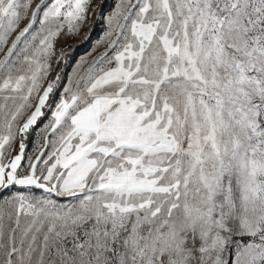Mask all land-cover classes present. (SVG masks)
I'll return each instance as SVG.
<instances>
[{
    "label": "snow or ice",
    "instance_id": "1",
    "mask_svg": "<svg viewBox=\"0 0 264 264\" xmlns=\"http://www.w3.org/2000/svg\"><path fill=\"white\" fill-rule=\"evenodd\" d=\"M0 264H264V0H0Z\"/></svg>",
    "mask_w": 264,
    "mask_h": 264
},
{
    "label": "trees",
    "instance_id": "2",
    "mask_svg": "<svg viewBox=\"0 0 264 264\" xmlns=\"http://www.w3.org/2000/svg\"><path fill=\"white\" fill-rule=\"evenodd\" d=\"M108 5L111 6V1L110 0H108ZM110 10H111V7L107 8L106 9V13H107V11H110ZM102 26L103 25L100 24L99 22L96 23L94 26H91V28L88 29V31L89 30L91 31V35L88 37V39L82 38L80 41L72 43L71 44V48L67 49L68 64L63 69L65 80H66L68 74L71 72V68L73 67L76 59L79 56L84 55L88 51H90V49L92 47L91 45L93 43H96V42L100 41V39L104 35V31L101 28ZM84 36H85V34H84ZM66 200L67 199H65V200L61 199V201H66Z\"/></svg>",
    "mask_w": 264,
    "mask_h": 264
},
{
    "label": "rangeland",
    "instance_id": "3",
    "mask_svg": "<svg viewBox=\"0 0 264 264\" xmlns=\"http://www.w3.org/2000/svg\"><path fill=\"white\" fill-rule=\"evenodd\" d=\"M110 1H111V5H113V4L116 2V0H110ZM101 28H102L103 31L105 32V30H106V25H103ZM87 31H88V28L83 29V30L81 31L80 35L77 36V37H67V38L62 37V38H61V43L64 44V45H71V44L74 43V42L80 41V40L83 38L84 34H85ZM103 36H104V35H103ZM103 36H102V37H103ZM98 42H99V41H98ZM98 42L93 43V44L91 45L92 47H91L90 51H88V52H87L86 54H84V55L79 56V57L76 59V61H75L74 65H73V67L71 68V72H70L68 75H70V74L72 73V70H73V68L75 67V64H76L81 58L88 57L89 59H92L94 56H96V55H98L99 53H101V52L104 51V45H102V44L99 45V47L96 48V51H93V48L97 46ZM66 79H67V78H66ZM65 82H66V80H65ZM60 199H64V200H65L66 198H60ZM61 202H67V200H66V201H61Z\"/></svg>",
    "mask_w": 264,
    "mask_h": 264
}]
</instances>
